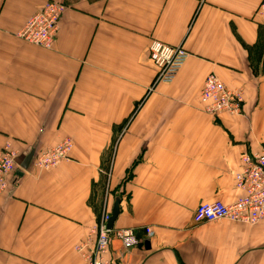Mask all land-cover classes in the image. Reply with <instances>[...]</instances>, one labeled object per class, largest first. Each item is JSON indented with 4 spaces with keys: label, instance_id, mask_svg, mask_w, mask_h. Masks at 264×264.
Instances as JSON below:
<instances>
[{
    "label": "crops",
    "instance_id": "0c3cea01",
    "mask_svg": "<svg viewBox=\"0 0 264 264\" xmlns=\"http://www.w3.org/2000/svg\"><path fill=\"white\" fill-rule=\"evenodd\" d=\"M46 1L0 0V150L18 153L0 264H83L76 247L115 198L113 230L138 245L111 238L114 264H264L263 222L193 221L200 204L242 195L240 157L264 148L262 0H53L66 10L44 50L16 32ZM150 40L188 53L171 83L153 86ZM209 74L241 93L240 114L202 110ZM65 139L70 160L38 169L34 155Z\"/></svg>",
    "mask_w": 264,
    "mask_h": 264
},
{
    "label": "built area",
    "instance_id": "2783aa9c",
    "mask_svg": "<svg viewBox=\"0 0 264 264\" xmlns=\"http://www.w3.org/2000/svg\"><path fill=\"white\" fill-rule=\"evenodd\" d=\"M53 11L43 9L32 16L19 36L27 42L38 46H49L57 28L61 10L58 4H47ZM264 22V0L256 15ZM149 57L158 70L157 80L162 84L171 83L188 57L181 47H171L158 41H152L148 49ZM202 110L210 115L222 113L237 114L243 105L239 92L228 90L213 74L206 76L199 93ZM70 145L64 140L58 146L39 154L35 158V166L49 169L69 159ZM18 153L7 142L0 150V193L7 190L8 178L17 171ZM240 170L234 175V186L242 195L231 204L219 201L200 204L194 211L195 223H217L229 221L244 225L264 223V149L258 153H244L240 157ZM110 214L101 216L98 225L93 229V238L79 244L76 249L82 254L83 264H114L108 258L111 233H115L123 249L128 250L138 244L134 232L130 229L108 230L107 221Z\"/></svg>",
    "mask_w": 264,
    "mask_h": 264
},
{
    "label": "rangeland",
    "instance_id": "374dc122",
    "mask_svg": "<svg viewBox=\"0 0 264 264\" xmlns=\"http://www.w3.org/2000/svg\"><path fill=\"white\" fill-rule=\"evenodd\" d=\"M262 2V1H261ZM261 2H260V4H261ZM47 4H52V5H56V4H58L59 6L57 7L58 9H60L61 10V13H60V17H59V19H58V21H57V28H56V32H55V34H54V37H53V43L52 44H50L49 46H45V47H42V46H38V45H35V44H33V43H29V42H27L24 38H22V37H20L18 34H19V32L23 29V27L25 26V24L27 23V21L32 17V16H34V15H36V14H38V13H40L41 11H43V9L44 8H46V10L48 9V11L47 12H51V11H53V8L52 7H50V8H48V6H47ZM260 4H259V6H260ZM259 6L257 7V9L259 8ZM257 9H256V11H255V15H256V12H257ZM65 10H66V6L64 5V4H62V3H60V2H56V1H53V0H47L44 4H43V6L39 9V10H37V11H35L34 13H32L29 17H28V19L26 20V22L24 23V25L16 32V36L20 39V40H22L23 42H25L26 44H29V45H32V46H35V47H38V48H41V49H44V50H52L53 48H54V45H55V42H56V38H57V35H58V32H59V29H60V24H61V21H62V18H63V14H64V12H65ZM256 17H258L260 20H262V18L261 17H259L258 16V13H257V15H256ZM152 41H158V40H150L149 41V44H148V46H147V52H148V49H149V46H150V44L152 43ZM158 42H160V41H158ZM160 43H162V42H160ZM162 44H164V43H162ZM164 45H167V44H164ZM167 46H170V45H167ZM171 47H181L182 49H184V47L182 46V45H180V46H171ZM185 50V49H184ZM186 51V50H185ZM187 52V51H186ZM188 54V53H187ZM188 58V57H187ZM148 59H149V61H150V63L153 65V62H152V60L150 59V57H149V53H148ZM186 61V60H185ZM184 64V63H183ZM153 67L155 68V70H156V78L154 79V81H153V86H155V85H158V84H162V83H160L158 80H157V76H158V70H157V68L153 65ZM218 78V77H217ZM219 79V78H218ZM220 80V79H219ZM221 81V80H220ZM222 82V81H221ZM223 83V82H222ZM226 87V86H225ZM228 90H230V91H234V90H231V89H229L228 87H226ZM234 92H237V91H234ZM240 95H241V93H240ZM241 97L243 98V96L241 95ZM244 101V100H243ZM200 102V101H199ZM241 111H242V108H241V110H240V112L239 113H237V114H231V115H238V114H240L241 113ZM229 114V113H228ZM68 143H69V145H70V153H69V159L67 160V161H69L70 160V155H71V152H72V148H73V142H72V140L71 139H65ZM64 141V140H63ZM62 142V141H61ZM60 142V143H61ZM60 143H58V144H60ZM58 144L57 145H55V146H58ZM54 146V147H55ZM51 148H53V147H51ZM51 148H49V149H51ZM264 149V148H263ZM262 149V150H263ZM48 149H46V150H44V151H42V152H39L38 154H35L34 156H38L39 154H41V153H43V152H45V151H47ZM63 162H66V161H63ZM62 163V162H61ZM60 163V164H61ZM60 164H58L57 166H55V167H52V168H49V169H45V168H38V169H40V170H44V171H50V170H54L55 168H57L58 166H60ZM18 169V168H17ZM237 173V172H236ZM235 173V174H236ZM234 174V175H235ZM235 187V186H234ZM105 188H106V186H105ZM239 191V190H238ZM220 202V201H219ZM208 203H210V202H208ZM224 204V203H223ZM101 209H102V207H101ZM101 218V217H100ZM100 218H98V221H97V223H96V225H95V227L98 225V223H99V221H100ZM111 231H113V228L111 229ZM111 235V238L112 239H116V240H119L117 237H116V235H115V233H111L110 234ZM119 242H120V240H119ZM111 244V243H110ZM138 245V244H137ZM135 247V246H134Z\"/></svg>",
    "mask_w": 264,
    "mask_h": 264
},
{
    "label": "water",
    "instance_id": "95a60500",
    "mask_svg": "<svg viewBox=\"0 0 264 264\" xmlns=\"http://www.w3.org/2000/svg\"><path fill=\"white\" fill-rule=\"evenodd\" d=\"M34 152L31 151L23 160V162L20 164V167L24 170H26L33 158ZM119 204H120V199L119 198H115L111 212H110V217L107 221V229L111 230L113 228L114 222L116 220V218L118 217V214L120 212V208H119Z\"/></svg>",
    "mask_w": 264,
    "mask_h": 264
},
{
    "label": "trees",
    "instance_id": "16d2710c",
    "mask_svg": "<svg viewBox=\"0 0 264 264\" xmlns=\"http://www.w3.org/2000/svg\"><path fill=\"white\" fill-rule=\"evenodd\" d=\"M100 218V217H99Z\"/></svg>",
    "mask_w": 264,
    "mask_h": 264
}]
</instances>
